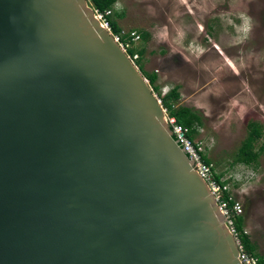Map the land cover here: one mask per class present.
Listing matches in <instances>:
<instances>
[{"label": "water", "instance_id": "1", "mask_svg": "<svg viewBox=\"0 0 264 264\" xmlns=\"http://www.w3.org/2000/svg\"><path fill=\"white\" fill-rule=\"evenodd\" d=\"M0 264H243L89 0H0Z\"/></svg>", "mask_w": 264, "mask_h": 264}, {"label": "rangeland", "instance_id": "2", "mask_svg": "<svg viewBox=\"0 0 264 264\" xmlns=\"http://www.w3.org/2000/svg\"><path fill=\"white\" fill-rule=\"evenodd\" d=\"M115 8L123 12L118 25L140 33L133 49L162 93L174 85L191 90L194 81L191 102L203 115L197 136L264 256V150L252 165L235 161L249 121L263 127L257 148L264 142V0H117Z\"/></svg>", "mask_w": 264, "mask_h": 264}, {"label": "built area", "instance_id": "3", "mask_svg": "<svg viewBox=\"0 0 264 264\" xmlns=\"http://www.w3.org/2000/svg\"><path fill=\"white\" fill-rule=\"evenodd\" d=\"M94 11L101 19L103 24L109 30L111 35L114 37L116 42L122 48V50L127 54L132 63L138 68L139 67V53L135 49H133L132 43L140 38V33L136 30L125 31L121 29L120 32H114L112 30L111 24L107 19V15L111 14L112 9H108L105 12L99 11L89 0ZM167 116L169 117L171 123L176 129L178 135L183 141L185 147L190 153L192 159L194 160L196 166L201 172L203 178L209 185L212 193L217 200L219 207L225 216L226 224L231 232L234 234L238 247H239V255L241 257L243 264H264L260 261V257L248 252L241 242L238 231L236 229L235 219L237 216L242 215L243 213V205L242 203L235 197L234 193L231 192L229 188V183L223 177V175L217 178L219 174L214 166V163L210 160L207 161L208 158V145L207 143L197 136L198 131L201 129L197 127L196 132L192 133L191 128L180 124L174 116L168 114L167 110L164 108Z\"/></svg>", "mask_w": 264, "mask_h": 264}, {"label": "trees", "instance_id": "4", "mask_svg": "<svg viewBox=\"0 0 264 264\" xmlns=\"http://www.w3.org/2000/svg\"><path fill=\"white\" fill-rule=\"evenodd\" d=\"M93 5L101 12H105L108 9L111 10V14L107 15V19L111 24L114 32H120L121 27L117 23V18L123 16V12H119L115 8L117 0H91ZM146 33L143 34L145 38ZM140 53L143 50H139ZM140 70L144 76L148 79L149 84L153 88L154 92L160 98L163 107L167 110L168 114L174 116L176 120L189 128L192 133L196 132L198 126L202 123L203 115L201 112L192 106H188L181 103V93L179 85L170 88L167 92L162 93L160 86L157 84V74L155 72L146 71L143 66L139 65ZM248 132L242 144L240 145L236 157V162L243 163L245 165H252L257 163L259 155L264 150V142L257 148L256 144L263 137V127L257 121H249L247 124ZM210 161V158H206ZM223 173H219L217 178L221 177ZM236 229L238 231L239 238L244 244L246 250L260 257V261L264 263V256L259 255L257 251V245L250 239L249 235L244 231V217L239 215L235 219Z\"/></svg>", "mask_w": 264, "mask_h": 264}, {"label": "crops", "instance_id": "5", "mask_svg": "<svg viewBox=\"0 0 264 264\" xmlns=\"http://www.w3.org/2000/svg\"><path fill=\"white\" fill-rule=\"evenodd\" d=\"M159 71V70H157ZM194 85V81L191 80L190 82H188V86L191 88V90H185V88L183 86H179V90H180V93H181V103L182 104H185V105H188V106H192V107H195V108H199L198 105L196 103H193L191 102V100L195 97V90L193 89ZM176 86V85H174ZM174 86H168L169 89L174 87ZM161 88V87H160ZM167 92V91H166ZM200 128V126H198Z\"/></svg>", "mask_w": 264, "mask_h": 264}]
</instances>
